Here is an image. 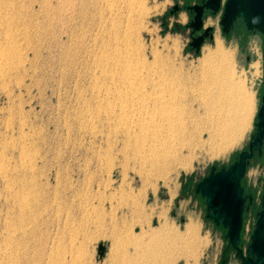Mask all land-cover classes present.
<instances>
[{"label":"rangeland","instance_id":"374dc122","mask_svg":"<svg viewBox=\"0 0 264 264\" xmlns=\"http://www.w3.org/2000/svg\"><path fill=\"white\" fill-rule=\"evenodd\" d=\"M76 1L0 0V61L5 59L0 65V168L10 169L0 179V246L5 222L18 216L4 191L11 184L31 197L25 219L15 221L24 235H18L14 254H0V264H165L170 257L175 264H220L228 241L207 219L206 200L196 187L212 168L234 164L256 133L264 96V37L246 28L226 36L219 15L206 22L215 28V36L197 54L186 28L187 13L171 15L175 0L135 1L125 9L129 22L142 30L144 73L158 71L167 79L179 73L198 75L204 55L210 48L215 51L220 39L232 53L240 96L252 100L249 126L236 146L223 154L221 141L196 149L186 169L177 168L160 180L143 169L138 148H124L121 129L106 115L109 101L97 99V91L109 83L101 79L93 85V61L87 55L90 26L77 27ZM143 3L150 14L141 18ZM202 125L212 128L208 122ZM184 140L172 144L170 155L180 150L188 154ZM245 181L261 192L264 158L250 163ZM165 225L169 230L164 232ZM191 225L197 237L186 233ZM254 227L255 219H249L247 243ZM100 245L106 247L102 259ZM190 251L192 256L199 252L200 259ZM230 264L241 262L232 255Z\"/></svg>","mask_w":264,"mask_h":264},{"label":"bare ground","instance_id":"6f19581e","mask_svg":"<svg viewBox=\"0 0 264 264\" xmlns=\"http://www.w3.org/2000/svg\"><path fill=\"white\" fill-rule=\"evenodd\" d=\"M135 1L141 0H77L76 24L77 27L80 25L84 27L86 24L90 26L87 55L93 61V85H99L101 79L109 83L104 91L96 93L99 103L109 101L107 118L115 121L112 122L115 123V128L118 125L121 129L119 135L123 137L124 148L131 144L138 148V160L143 169L147 170L150 175V172H155L157 177L155 173L153 175L161 180L177 168H185L188 162L190 165V162L194 160L193 154L196 149H202L221 141L222 144L218 149L219 153L223 154L236 146L244 135L247 124L249 126L248 120L251 116L247 108H251L252 100L248 96H240V88L234 81L232 53L225 51L224 43L220 39L217 41L216 50L213 51L214 49L210 48L204 55L203 72L198 75L194 71L195 75L179 73L180 75L176 78L167 79L168 77L162 75L163 73L159 72V74L158 71L154 74L144 73V70L140 68L143 59L140 43L141 27L133 26L129 22L131 16L124 13L125 9L130 8ZM149 14L150 10L143 3L139 11L140 17ZM15 23L18 22L15 21ZM16 38H19V35H16ZM134 53L138 61L136 67L131 63ZM4 62L5 59H2L0 65H4ZM222 77H226V81ZM99 103L96 105L99 106ZM206 122L212 126L211 129L200 127ZM112 129L111 133H113ZM177 140L186 141L185 145L189 149L187 155L183 153V150L173 156L170 155L171 148L175 147L172 144ZM26 157L27 155L23 153L22 167L25 166L24 168L27 167ZM170 165H172L171 168ZM28 167L32 171V166ZM8 168V165L0 168V179L7 178L10 173ZM24 191L15 190L11 184L8 190L4 191L5 201L8 205L12 203V206L18 210V216L5 222L6 233L4 244L0 246L1 255L14 254L16 248L13 245L17 242L18 235H24L22 227L19 228L17 227L19 223L16 224L25 219L31 206V197ZM2 194L0 193V196ZM142 211L145 212V210ZM186 229H188L186 233L193 237L198 232L192 225L187 226ZM161 230L165 232L169 229L165 225L161 227ZM198 241L201 243L202 239ZM184 244L187 245L186 242ZM203 244L202 242L201 245ZM136 253L132 261L136 258ZM197 254L194 253L193 256L196 257ZM196 258L200 259V257ZM170 259V262L165 264H175L177 261L174 257ZM193 260L195 261V258Z\"/></svg>","mask_w":264,"mask_h":264},{"label":"water","instance_id":"95a60500","mask_svg":"<svg viewBox=\"0 0 264 264\" xmlns=\"http://www.w3.org/2000/svg\"><path fill=\"white\" fill-rule=\"evenodd\" d=\"M205 9L210 10L212 14H218L223 9L220 25L226 36L241 21L249 32H258L264 37V0H208L203 6L189 8L197 13L189 25L194 32L204 28L203 13ZM212 31L213 28L206 29L203 36L194 39L191 43V47L197 54L200 53L205 38H214L211 35ZM255 126L256 133L249 143L248 150L243 151L238 160L230 167L220 170H217L216 167L212 168L210 175L196 187V194L206 200L207 219L227 231L226 239L237 252L242 264H264V196L263 210L258 214V220L247 248L248 257H245L244 249L241 248L247 202L242 183L255 152H258L259 155L262 154L264 96ZM105 253L106 247L100 245V259L104 257Z\"/></svg>","mask_w":264,"mask_h":264},{"label":"flooded vegetation","instance_id":"af4514ba","mask_svg":"<svg viewBox=\"0 0 264 264\" xmlns=\"http://www.w3.org/2000/svg\"><path fill=\"white\" fill-rule=\"evenodd\" d=\"M207 1L208 0H175V5L170 10L171 15L175 16V17H178L182 12L187 13L188 18H189V24L186 26V28L190 32V39L192 42L194 39H197L200 36H203L205 33V30L208 28H213L211 35L215 36L214 35L215 34V28L211 27V26L206 27V22L210 18L215 19L219 15H220V19L222 17L223 9L218 14H212V12L210 10L205 9L204 13H203L204 28L198 32H194V30L189 25L194 20L197 13L193 10H189V8H193L195 6H203ZM243 30H245V26L241 23V21H239L234 26V28L231 30L229 35H232L234 32L240 33ZM251 33H256V32H251ZM229 35H227V36H229ZM213 39H210L209 37L205 38L204 44L208 41H212ZM262 158H264V145L262 147V154L259 155L258 152H255L254 158L251 160V162L253 160H258V159H262ZM242 186L244 188V197H247V202H246V208H245V212H244V228H243V232H242L241 248L244 249L245 257H248L247 248H248V245L250 243H247V241H246V236L249 233L247 230V222L249 219H252V220L255 219V225H256L257 220H258V214L263 210L262 204H263V196H264V182L261 184L262 189H261L260 193H259L258 187H255V186L250 185V184L248 185L247 182L245 181V178L243 180ZM259 195H260V197H259ZM214 226L216 229L220 230L222 235H224L226 238L227 231L222 226H216L215 224H214ZM254 228H253V230H254ZM252 234H253V231H252ZM252 234L250 236H252ZM232 255H234V257L237 260H239L242 264L241 259L238 258V256H237V252L230 246V244L228 242V246L222 254V260H221L220 264H230L232 261Z\"/></svg>","mask_w":264,"mask_h":264}]
</instances>
